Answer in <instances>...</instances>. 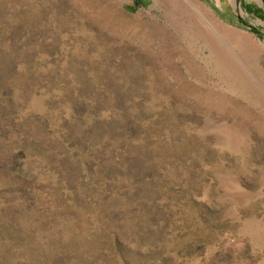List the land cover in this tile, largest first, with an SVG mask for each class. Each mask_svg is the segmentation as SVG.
<instances>
[{
	"label": "rangeland",
	"instance_id": "obj_1",
	"mask_svg": "<svg viewBox=\"0 0 264 264\" xmlns=\"http://www.w3.org/2000/svg\"><path fill=\"white\" fill-rule=\"evenodd\" d=\"M0 264H264V0H0Z\"/></svg>",
	"mask_w": 264,
	"mask_h": 264
}]
</instances>
